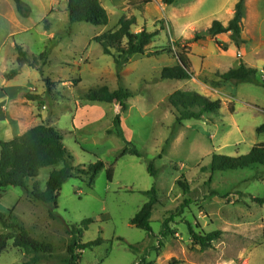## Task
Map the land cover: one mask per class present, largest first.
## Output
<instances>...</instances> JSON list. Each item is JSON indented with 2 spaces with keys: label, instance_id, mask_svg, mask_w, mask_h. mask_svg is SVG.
Returning <instances> with one entry per match:
<instances>
[{
  "label": "rangeland",
  "instance_id": "obj_1",
  "mask_svg": "<svg viewBox=\"0 0 264 264\" xmlns=\"http://www.w3.org/2000/svg\"><path fill=\"white\" fill-rule=\"evenodd\" d=\"M99 1L109 16L106 26L81 22L69 30L61 3L54 5L57 12L52 15L48 9L51 0H22L31 12L21 18L10 0H0V141L39 124L62 130L63 143L73 156L70 165L74 173L58 193L57 220L48 217L43 205L13 187L0 189V212L7 214L12 209L30 237L54 247V254L38 264H68L72 231L86 219L93 223L75 237L80 247L75 249L77 264H264V204L253 201L264 198V173L210 170L213 154L237 157L264 143V132H256L264 124V89L220 79L244 59L256 67L257 80L264 82V47L257 58L252 54L257 39L264 40V18L254 29L255 38L247 39L242 58L241 52L228 49L224 36L216 41L226 51L213 39L184 42L208 28L211 21L223 20L224 8L237 0H177L164 8L159 0H152L143 12L128 13L126 0ZM123 14L136 18L132 33L145 27L148 32L158 30V35L144 55L130 58L118 81L113 58L92 39L115 30ZM178 44L187 53L193 74L184 81L160 80L164 67L177 64ZM15 45L54 84L50 95L35 68L18 64ZM47 50V62L42 65L40 55ZM13 70L17 74L8 80ZM119 86L132 95L124 112L115 103L83 100L89 90L106 87L115 91ZM175 91L219 99L220 110L177 125L168 103ZM26 95L39 100L29 101ZM117 114L125 141L141 157L132 156L131 146L113 133ZM97 161L104 167L90 185L83 172ZM149 163L157 170L156 178L147 172ZM61 167L40 170L36 180L41 190L49 173ZM107 170L113 172L111 181ZM182 177L190 189L187 196L177 185ZM152 187L157 190L158 202L150 219V235L130 225V220L148 200L143 192ZM185 198L191 203L180 210ZM170 213L174 216L169 223L172 234L162 238L161 225ZM186 222L197 223L205 233L220 231V238L201 250L192 245ZM5 232L0 225V234ZM97 238L101 239L99 245L81 249ZM28 258L10 240L0 264H23Z\"/></svg>",
  "mask_w": 264,
  "mask_h": 264
},
{
  "label": "trees",
  "instance_id": "obj_2",
  "mask_svg": "<svg viewBox=\"0 0 264 264\" xmlns=\"http://www.w3.org/2000/svg\"><path fill=\"white\" fill-rule=\"evenodd\" d=\"M17 14L21 18H27L30 15V8L22 2V0H10ZM165 6L174 4L177 0H160ZM245 0H237L233 8V16L226 26L221 22L214 20L210 27L203 31H198L193 34L191 39L184 40L185 43L197 42L206 38L215 39L216 36L225 34L234 47L240 51L246 44L243 38V16H244ZM152 0H127V13L130 10L143 12L147 5L151 4ZM66 11L68 14V23L71 27L76 23H86L92 26H106L109 23V16L106 9L101 5L99 0H67ZM136 23L134 16L122 15L118 20L117 28L113 31L105 32L99 36H95L92 41L96 42L102 49L105 55L113 58L115 66V74L118 81L121 80V71L128 64L130 58L134 55H144L147 52V46L152 42L153 38L158 35V30L148 32L145 27H142L139 33L131 32L132 26ZM125 40V43L123 41ZM215 41V45L226 51L219 42ZM17 53V62L20 66L28 65L35 68L46 87V94H51L53 83L43 76V71L37 66L34 60L28 59L27 54L21 47L15 45ZM177 64L171 67H164L160 72V80H188L192 76V67L190 60L179 44L175 51ZM48 50L40 55L42 65L47 62ZM258 71L239 63L237 68L229 69L220 76V79L225 83L231 84H255L264 89V82L257 80ZM17 74L13 70L8 75V80H11ZM80 82V81H78ZM131 93L122 86L117 90L110 91L106 87L97 90H89L83 96V100L90 103H105L117 104L120 112L127 110L126 101L131 98ZM29 101H37L39 97L26 95ZM169 105L174 109V123L179 125L186 120H201L204 115L217 113L221 107L219 99H210L199 95L193 91H175L168 98ZM232 113V107H229ZM114 134L117 138L131 146L130 154L132 156L141 157V154L135 147L126 142L123 131L121 129L120 116L117 114L113 119ZM111 132V131H110ZM257 133L264 132V124L256 129ZM63 131L45 124L36 125L21 135L13 136L8 141H0V189L13 187L19 188L33 202H38L43 205L48 217L52 220H57L58 216L55 213L57 208L58 193L62 185L74 176L73 168L70 162L73 160L71 151L63 143ZM62 164L59 169H53L44 184V189L41 190L38 181L40 170L43 168H54ZM104 165L101 161H97L87 167L83 174L89 177V184L93 183L96 174L103 169ZM210 170L214 172H234L238 170H261L264 173V143L254 145L248 154L237 157H227L213 154L211 156ZM147 172L153 178L157 176V170L152 163L147 165ZM112 170H107V179L111 181ZM31 183V185H30ZM177 185L181 188L183 195L189 194V187L186 180L182 177L177 181ZM148 196L147 202L139 209V211L130 220V225L137 229L143 230L148 234H152L150 219L154 206L157 204V190L152 187L149 191L143 192ZM253 201L257 204H264V198H254ZM191 203L190 199L185 198L180 210L183 207H188ZM174 216L165 219L161 225L159 235L162 238L172 234L169 229V223L173 221ZM91 219L83 220L80 228L72 231L74 237L69 246L68 264H77L79 258L75 253V249H79V245L75 242V237L81 236L82 232L87 230V227L92 224ZM193 246L199 247L201 250L210 248L212 242L220 238V231L205 233L200 229V226L195 223L191 225L185 223ZM0 225L6 231L0 234V255L7 247L8 241L12 240V245L23 251L25 257H29L23 264H38L54 254V247L47 242H40L30 237L25 230L23 222L9 210L7 214L0 212ZM199 229V231H196ZM101 239L86 243L81 246V249L90 248L99 245ZM158 245L161 243L158 241ZM144 257L141 259L143 262Z\"/></svg>",
  "mask_w": 264,
  "mask_h": 264
},
{
  "label": "crops",
  "instance_id": "obj_3",
  "mask_svg": "<svg viewBox=\"0 0 264 264\" xmlns=\"http://www.w3.org/2000/svg\"><path fill=\"white\" fill-rule=\"evenodd\" d=\"M51 1L52 2L49 5L48 9H49V13H51L52 15L53 14L55 15L56 12H57V11L54 10V5L57 2L62 4V6H61L62 11L66 10V2H67V0H51ZM254 1L256 3L255 5L252 4L251 0H245V2H244L243 33H242V35H243V38L246 40V44L248 42L247 39H252V38L254 39L255 38L254 29H255V27L257 25H259V23L264 18V14H263V10H262V9H264V5L261 4V2H263L264 0H254ZM159 2H160V5L162 6V8H164L165 5L161 4L160 0H159ZM236 2H235V4H236ZM126 3H127V0H126ZM235 4H233V6L224 8L223 20L219 21V22H221L222 25L226 26L228 24V22L230 21V19L232 18V16H233V8H234ZM249 4L252 5V6L247 12L246 10H247V6ZM127 9H128V7H127V4H126V6H125L126 13H127ZM161 11H163V10H161ZM123 15H125V14H123ZM67 16H68V14H67ZM213 21H211V24H212ZM248 25H250V28L248 27ZM223 36L225 37V39H224L225 41L224 42L227 45L228 49L231 50L232 47H233L234 48V50H233L234 52L238 51L234 47V45L231 44V42H230V40L228 38V35L221 34V35L216 36L215 39H213V40H220L219 38H221ZM206 39H211V38H206ZM246 44L241 48L240 51H238V52H241L242 58L244 57L243 50L246 47ZM262 47H264V40L257 39V41L255 42V44H254V46L252 48V51H253L252 54L254 55L255 58H257V55L260 52V50L262 49ZM242 61H243V64H245L248 67L256 68V67H254L252 65L250 66L246 61H244V59ZM263 62H264V60H263Z\"/></svg>",
  "mask_w": 264,
  "mask_h": 264
}]
</instances>
